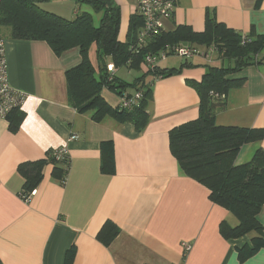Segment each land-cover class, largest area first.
Returning a JSON list of instances; mask_svg holds the SVG:
<instances>
[{"label": "crops", "instance_id": "crops-1", "mask_svg": "<svg viewBox=\"0 0 264 264\" xmlns=\"http://www.w3.org/2000/svg\"><path fill=\"white\" fill-rule=\"evenodd\" d=\"M114 1L121 9L124 3L119 39L126 42L131 17L139 15L137 6L135 0ZM175 3L174 14L165 21L168 32L179 26L204 32L212 15L235 31L264 34V0ZM39 6L66 19L92 8L78 0H46ZM3 29L9 81L25 93V100L18 130L0 118V264H264V248L244 260L240 257L253 234H221V223L237 225V216L212 201L206 185L185 174L170 147V131L200 114V95L188 80H201L226 59L210 45L186 40L177 43L195 46L200 54L169 61L176 55L170 54L160 60L163 69H181L169 76L154 78L144 60L138 68L122 66L141 72L134 80L151 75L145 79L151 86L149 121L138 131L132 122L111 115L97 121L92 110L79 111L71 103L67 71L82 61L79 47L58 54L45 40L12 38L9 28ZM89 55L97 69L95 43ZM122 67L116 74L127 81ZM230 77L244 82L229 90L224 105H217L216 123L264 130V58ZM102 95L110 106L119 104L116 92L103 89ZM106 142L113 149V173L102 169ZM61 146L69 149L64 182L47 157ZM260 147L264 136L245 144L235 163L249 162ZM40 160H45L42 177L25 198L26 179L19 167ZM258 220L264 227V204ZM107 222L119 231L109 245L98 238ZM183 241L192 243L188 254Z\"/></svg>", "mask_w": 264, "mask_h": 264}, {"label": "trees", "instance_id": "trees-1", "mask_svg": "<svg viewBox=\"0 0 264 264\" xmlns=\"http://www.w3.org/2000/svg\"><path fill=\"white\" fill-rule=\"evenodd\" d=\"M41 1L46 0H0V27L9 28L12 38L45 40L58 54L79 47L82 61L67 71L68 93L71 103L79 111L92 110L97 121L111 115L119 122H132L138 131L145 128L151 98V86L145 80L149 72L133 82L124 81L116 72L117 68L127 65L138 68L147 49L157 51L167 43L190 40L210 45L209 48H215L219 56L226 59V64L211 68L201 80H188L200 95V114L170 131V147L185 174L206 185L212 201L237 216V225L232 226L226 221L221 223V234L226 238L253 234L251 244L240 249L242 260L264 248V227L258 220L264 204V148H258L249 162L235 163L240 149L249 142L261 140L264 130L218 125L215 120L217 105H224L231 88L243 85L244 78H231V74L263 62L264 56L262 58L260 54L264 52V34L235 31L208 15L204 32L197 33L188 26H179L174 32H163L145 50L136 51L132 45L136 43L142 18L140 15L131 17L128 40L121 41V7L114 0H78L88 2L96 12L102 13L99 24L95 23L91 12L66 19L42 9L39 6ZM93 43L97 45V69L89 55ZM109 64L114 65V72L108 69ZM180 70L163 69L158 65L150 74L165 77ZM103 89H110L119 96L124 92L142 91L143 96L132 109L121 108L119 104L112 107L103 97ZM21 112V106H17L7 116L13 131L19 128L23 118ZM47 157L54 169L62 173L64 182L67 168L63 165L69 159H56L53 150L48 151ZM44 164L45 160H40L20 165L19 170L26 179L22 192L25 198L40 181ZM102 169L108 173L115 171L110 142L102 146ZM118 233L107 222L98 238L109 245Z\"/></svg>", "mask_w": 264, "mask_h": 264}, {"label": "built area", "instance_id": "built-area-1", "mask_svg": "<svg viewBox=\"0 0 264 264\" xmlns=\"http://www.w3.org/2000/svg\"><path fill=\"white\" fill-rule=\"evenodd\" d=\"M135 3L137 12L143 22L137 33L136 43L132 47L136 51H140L150 47V44L166 31L165 21L170 19L174 14L176 3L175 0H135ZM200 51L199 48L192 45L167 43L157 51L147 49L144 55V62L148 71L154 72L158 67L159 61L170 54L190 57L200 54ZM108 69L114 72V65L109 64ZM153 75L157 78L159 77V75L154 73ZM142 96V91H137L133 94L124 92L119 96V106L125 109H132L140 103ZM24 100L25 93L16 90L9 81L6 41L4 37L0 36V118H7L12 109L22 106ZM71 138L75 139L77 135H72ZM53 153L56 159H69V149L67 146L58 147L53 150ZM182 247L184 253L188 254L192 249V243L183 241Z\"/></svg>", "mask_w": 264, "mask_h": 264}, {"label": "rangeland", "instance_id": "rangeland-1", "mask_svg": "<svg viewBox=\"0 0 264 264\" xmlns=\"http://www.w3.org/2000/svg\"><path fill=\"white\" fill-rule=\"evenodd\" d=\"M128 1V3H133V1L132 0H127ZM84 3V2H83ZM86 5V4H85ZM122 6V5H121ZM84 8H85V6H84ZM85 10V9H84ZM124 10V3H123V7H122V9H121V12ZM89 12H91L92 14H93V16H94V20H95V23L96 24H99V21H100V18H101V16H102V13H98V12H96L93 8H91V10H89ZM121 28H124V23H123V21L121 20ZM4 29H7L6 27H3ZM3 29V30H4ZM213 48V47H212ZM213 50L215 51V53L217 54V51H216V49L215 48H213ZM213 51V52H214ZM210 53H212V52H210ZM182 57H184V56H182ZM181 56H179V55H174V56H170V57H168L169 59V61H171V60H177L178 58H180V59H183ZM186 58V57H185ZM184 58V59H185ZM121 75L125 78V80H127V81H129V82H131V81H133L134 79V77H135V75H140L141 74V72L140 71H137V70H134V69H128L127 67H122L121 68ZM149 77H151V75H148V77L147 78H149ZM150 79V78H149ZM148 79V80H149Z\"/></svg>", "mask_w": 264, "mask_h": 264}]
</instances>
